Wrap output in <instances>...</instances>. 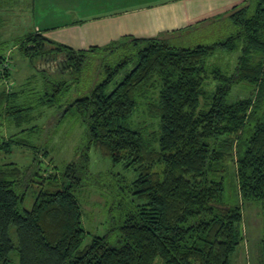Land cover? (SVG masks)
Listing matches in <instances>:
<instances>
[{
  "label": "trees",
  "instance_id": "trees-1",
  "mask_svg": "<svg viewBox=\"0 0 264 264\" xmlns=\"http://www.w3.org/2000/svg\"><path fill=\"white\" fill-rule=\"evenodd\" d=\"M196 33L214 38L184 45ZM18 48L45 76L39 105L57 102L75 85L79 94L60 117L76 113L85 132L77 159L66 164L60 182L53 174L34 193L30 209L23 206L28 170L12 162L0 166V264H154L156 258L231 264L243 239V204L264 199V0H244L197 27L153 37L75 49L32 31ZM235 51L230 74L208 67L213 54ZM89 71L98 76L91 85ZM0 73L7 78L8 65ZM208 74L217 85L202 107ZM239 83L251 84L250 94L229 101ZM13 93L0 92V107ZM142 101L156 121L151 130L134 119ZM91 148L113 166L137 172L128 183L109 170L99 187L110 196L116 244L93 235L82 246L88 232L75 192L98 184L88 170ZM228 161L236 178L232 200L224 196ZM156 164L161 171L153 170ZM261 251L264 264V239Z\"/></svg>",
  "mask_w": 264,
  "mask_h": 264
},
{
  "label": "rangeland",
  "instance_id": "rangeland-1",
  "mask_svg": "<svg viewBox=\"0 0 264 264\" xmlns=\"http://www.w3.org/2000/svg\"><path fill=\"white\" fill-rule=\"evenodd\" d=\"M32 18L31 0H0V70L3 64L8 65L9 68L6 79L0 76V92H14L8 95V102H4L0 107V166L12 162L23 172L28 170L26 174L31 175L32 181H29L27 196L23 203L27 209L32 207L34 193L55 179L52 178L53 174L57 175L59 182L62 180L66 164L75 161L78 157L85 132V125L76 113L68 112L64 117H60L67 103L79 94L74 84L71 85L68 94L57 102L42 105L37 103L43 91L45 76L31 62L28 68L25 67L19 58L21 51L18 48L20 38L33 29ZM190 35L192 38L189 37L190 40L187 39L184 45L208 43L214 38L213 35L208 36V34ZM238 54L240 51L218 52L208 57L206 62L211 65L208 67L216 66L221 72L230 74L236 66ZM96 59L101 60V55ZM133 64L123 69L114 81L121 80ZM89 73L87 78H92L88 83L91 85L98 80V76L91 71ZM216 85L217 80L208 74L204 84L206 97L200 100L202 107H206L205 104ZM113 86L114 84H111L110 88ZM251 90V84H235L228 99L234 101L246 97ZM142 102L134 119L139 125H146L151 130L156 127V121L146 115V106L144 101ZM89 154L88 170L95 176L98 184L85 185L75 192L81 205L82 223L88 232L82 246L89 243L93 235H107V240L116 244L118 229L113 228L114 224L108 215L110 196L99 187L105 185L106 180L109 179L107 177L109 170L123 175L128 183L136 178L137 172L123 164L113 166L110 159L102 157L92 148ZM153 170L161 171L160 165L156 164ZM235 179L234 164L228 161L224 196L231 200ZM242 212L243 219L240 226L243 239L230 255V262L235 264L238 256L243 255L245 264H259L262 259L261 246L264 239V199L245 202ZM248 252L249 256H247ZM154 264H162L161 259L156 258Z\"/></svg>",
  "mask_w": 264,
  "mask_h": 264
},
{
  "label": "crops",
  "instance_id": "crops-1",
  "mask_svg": "<svg viewBox=\"0 0 264 264\" xmlns=\"http://www.w3.org/2000/svg\"><path fill=\"white\" fill-rule=\"evenodd\" d=\"M243 2L244 0H31L33 29L28 32L38 31L56 42L75 49H86L122 40L126 36L153 37L165 32L197 27ZM19 56L28 68L30 61L21 52ZM243 257L238 256L235 264H245Z\"/></svg>",
  "mask_w": 264,
  "mask_h": 264
}]
</instances>
